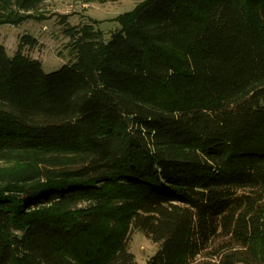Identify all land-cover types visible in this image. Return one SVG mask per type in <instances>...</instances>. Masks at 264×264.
I'll return each instance as SVG.
<instances>
[{"label":"trees","instance_id":"16d2710c","mask_svg":"<svg viewBox=\"0 0 264 264\" xmlns=\"http://www.w3.org/2000/svg\"><path fill=\"white\" fill-rule=\"evenodd\" d=\"M135 1L51 72L0 44V264H264V0Z\"/></svg>","mask_w":264,"mask_h":264},{"label":"rangeland","instance_id":"374dc122","mask_svg":"<svg viewBox=\"0 0 264 264\" xmlns=\"http://www.w3.org/2000/svg\"><path fill=\"white\" fill-rule=\"evenodd\" d=\"M137 3L135 0H46L20 24H0V44L13 55L21 36L33 35L38 43L33 48L26 47L25 53L39 58L45 71L51 72L73 58L68 46L70 37L64 32L65 21L70 25L93 24L103 31L106 40H110L113 33L121 29L119 15L132 10ZM12 165V162L0 161V170ZM130 250L136 255L138 264H146L156 252L157 244L144 232L135 231Z\"/></svg>","mask_w":264,"mask_h":264}]
</instances>
